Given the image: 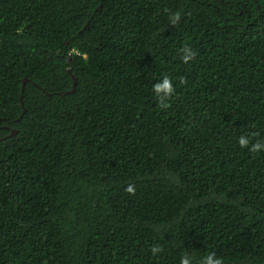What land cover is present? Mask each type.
I'll use <instances>...</instances> for the list:
<instances>
[{
	"label": "trees",
	"instance_id": "1",
	"mask_svg": "<svg viewBox=\"0 0 264 264\" xmlns=\"http://www.w3.org/2000/svg\"><path fill=\"white\" fill-rule=\"evenodd\" d=\"M258 141L264 0H0V264H264Z\"/></svg>",
	"mask_w": 264,
	"mask_h": 264
},
{
	"label": "clouds",
	"instance_id": "2",
	"mask_svg": "<svg viewBox=\"0 0 264 264\" xmlns=\"http://www.w3.org/2000/svg\"><path fill=\"white\" fill-rule=\"evenodd\" d=\"M179 18H180L179 13L175 14L172 17L173 20H178ZM194 56H195V53L190 48H185L183 50L182 59L185 64H188L190 61H192L194 59ZM153 91L158 97L163 95L164 99H167L168 97L174 94L175 90L173 88L172 82L167 77H165L162 80V82H159L154 86ZM161 106L167 107V105L164 104L163 101L161 102ZM238 143L241 146V148H249L251 141L249 140L248 136L242 135L238 138ZM250 151L252 152L264 151V143L258 141L255 144H252ZM127 191L129 193H132L134 192V189L132 186H129ZM153 251L155 252L156 249H153ZM181 264H192L191 257L189 256L183 257L181 259ZM202 264H222V261L216 258L214 254H211V255H207L204 257Z\"/></svg>",
	"mask_w": 264,
	"mask_h": 264
},
{
	"label": "water",
	"instance_id": "3",
	"mask_svg": "<svg viewBox=\"0 0 264 264\" xmlns=\"http://www.w3.org/2000/svg\"><path fill=\"white\" fill-rule=\"evenodd\" d=\"M75 79V78H74ZM26 80L24 81V85L26 84ZM76 84H77V81H76V79L74 80V86H76ZM24 89V88H23ZM74 91H75V89H74Z\"/></svg>",
	"mask_w": 264,
	"mask_h": 264
}]
</instances>
